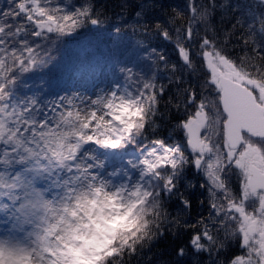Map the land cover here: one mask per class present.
Segmentation results:
<instances>
[{"label":"snow or ice","instance_id":"6c2138e0","mask_svg":"<svg viewBox=\"0 0 264 264\" xmlns=\"http://www.w3.org/2000/svg\"><path fill=\"white\" fill-rule=\"evenodd\" d=\"M258 3L264 5V0ZM229 6L230 0H187L185 8L166 10L170 28L157 24L142 29L159 31L174 41L185 71L199 80L198 87H180L185 81L178 65L161 53L159 60L164 64L158 67L175 73L170 75V82L178 85L175 98L170 95L161 101L166 85L154 79L141 81L131 69L121 68L136 84L135 92L117 89L102 98L82 100L76 81L108 77L119 67L117 58L98 59L95 45L80 31L107 22L97 0H82L73 11L52 7L47 0H0V147L4 149L0 152V201L11 202L0 204V211L17 206L16 212L30 222L39 201L43 200L44 208V214L36 217L41 229L39 246L0 241V257L6 262L27 258L30 264H64L60 253L67 251L72 201L95 199L100 193L118 199L124 208L143 203L138 206L137 229L133 234H118L98 264H128L162 231L182 227L198 229L188 241L193 264H199L197 254L203 253L208 256L204 264H264V128L260 127L264 44L258 43L254 31L264 29V12L259 24L247 28L243 16L238 17L221 38L212 18L217 9ZM238 29H243L239 35ZM234 36L246 49L238 55L232 54L237 45L229 47ZM73 44L79 58L71 84L63 79L44 82L36 89L40 95L35 103L11 104L20 73L54 64ZM241 92L255 100L253 119L241 122L238 138L228 141L225 124L236 115L231 99ZM161 103L185 113L170 127L180 139L168 144L157 136L145 144L146 129L159 127L155 117L162 115ZM188 164L208 181L204 187L210 215L195 226L185 225L181 215L173 217L167 208V199L177 194ZM73 177L83 182L86 193L78 194L81 188L72 185ZM65 182L64 202L45 200L46 187H38ZM53 189L59 188L47 192ZM180 196L190 208L191 201L183 193ZM233 244L235 251L225 256ZM188 251L178 248L177 255Z\"/></svg>","mask_w":264,"mask_h":264},{"label":"trees","instance_id":"16d2710c","mask_svg":"<svg viewBox=\"0 0 264 264\" xmlns=\"http://www.w3.org/2000/svg\"><path fill=\"white\" fill-rule=\"evenodd\" d=\"M52 7L60 6L65 10L73 11L80 7L82 0H47ZM187 0H97L98 9L106 13L107 22L98 26H89L81 29V33L90 39L96 48L98 59L117 58L119 64L123 61H129L139 52L147 55V60L143 65L148 68L150 59L155 61L154 69L161 70L167 74L162 66L164 61L159 60L162 53L167 57L169 63L178 65V74H180L185 84L179 85L184 87L187 85L199 86V80L190 72H186V65L180 60L174 41L166 39L159 31L143 32L145 26L154 28L155 25L161 24L170 28L166 10L173 7L185 8ZM7 6V5H6ZM264 12V5H260L258 0H230V6L225 9H217L212 18L216 26L218 36L224 35L225 31L230 29L236 22L238 17L243 16L245 20L244 27L260 21V13ZM139 13V15H138ZM243 29L237 30V35ZM258 43L264 44V29H254ZM55 44V41H53ZM241 42L234 36L229 47L232 48V54L238 55L246 49L240 47ZM79 50L75 44L67 47L61 54L59 59L52 65L45 66L43 69L37 68L26 73H20L18 83L12 91V105H22L27 101L36 102L39 93L36 89L44 82L49 84L63 79L65 83H72V72L78 63ZM170 72V71H169ZM171 73V72H170ZM175 73H171L174 75ZM157 82L166 85L165 93L160 98L166 101L171 95L175 98V89L178 85L170 82V76H158ZM160 112L155 119L159 122V127L155 131L146 129L148 140L155 139L160 136L166 143L172 144L180 139V136L173 135L170 131L171 125L179 119H182L185 113L176 111L171 105L161 103ZM4 149L0 147V152ZM181 178V184L177 195L167 199L168 211L173 217L181 215L185 225H197L201 218L210 215L209 194L200 191V187L205 184L201 183L198 176L192 175L191 172L185 171ZM183 193L188 200L191 201V207L186 208L180 196ZM139 221L136 217L131 222V228L122 234H133L137 229ZM198 230L196 227H182L177 231H162V234L153 239L141 252L130 258L128 264H193L195 256L191 245L188 241L191 233ZM84 245L81 247V249ZM188 248L189 251L185 256H178V248ZM80 249V252H81ZM236 249L233 244L232 248L225 253V256L232 254ZM81 254V253H80ZM201 257L199 264H204L208 260L206 253L197 254Z\"/></svg>","mask_w":264,"mask_h":264},{"label":"rangeland","instance_id":"374dc122","mask_svg":"<svg viewBox=\"0 0 264 264\" xmlns=\"http://www.w3.org/2000/svg\"><path fill=\"white\" fill-rule=\"evenodd\" d=\"M146 60L147 55L139 52L131 60L121 62L114 73L108 77L76 81V86L84 94L82 100L95 97L102 98L117 89L121 93H125L126 91L135 92L136 84L127 79L126 72L120 71L121 68L131 69L134 75L139 77L141 81L149 79L156 81L158 76H166L169 78L171 75L169 71H167V74H164L162 70L160 72L158 69H154L155 61L153 59H150V65L146 68L143 65ZM92 106L89 104V107ZM181 146L184 147L183 144ZM185 151L187 152L186 147ZM189 165L185 166L184 173L188 170ZM190 166H193V164ZM198 176L203 179V184H208L207 177L202 171ZM6 178L7 173H5ZM22 180L23 177L21 176ZM181 182L180 179L178 189ZM71 183L74 186H80L81 189L77 190L78 194H83L88 191V189L83 188V182L76 177L72 178ZM38 187H46L43 190L45 191L43 197L48 201L55 199L58 202H64V198L67 196V182L62 185L52 184L48 186L45 183V185H38ZM52 188L59 189H53L52 192H47ZM200 191L202 193H208L206 187H200ZM10 203L7 199L0 201V204ZM142 203V201H138L131 207L124 208L118 199L111 195L100 193H97V198L95 199L90 198L84 202L72 201L74 207L71 209V219L68 222V228L66 230V240L68 242L65 243V248L67 251H61L60 253L61 257L64 258V264H98L101 257L109 254L111 251L109 246L116 236L132 227L131 222L137 217L138 206ZM16 207L12 206L7 211H0V241L11 242L12 244H18L21 247L27 248L38 247L40 244L38 234L41 229L38 227L40 221L36 217L44 214L43 200L37 203L34 209L36 216L30 217V222H25V217L16 212ZM57 238L60 239V237ZM83 245L84 247L81 249ZM0 264H30V261L27 258H16L10 262H6L0 257Z\"/></svg>","mask_w":264,"mask_h":264},{"label":"water","instance_id":"95a60500","mask_svg":"<svg viewBox=\"0 0 264 264\" xmlns=\"http://www.w3.org/2000/svg\"><path fill=\"white\" fill-rule=\"evenodd\" d=\"M222 99L225 98L222 97ZM254 103V98H249V96L245 95L243 92L232 97L231 104L236 109V115L234 118L230 117L229 121L225 124V133L228 141H233L238 138L239 127L244 126L241 122L253 119L252 105ZM225 110L227 111L229 109L226 107ZM260 127L264 128V120L260 121Z\"/></svg>","mask_w":264,"mask_h":264},{"label":"flooded vegetation","instance_id":"af4514ba","mask_svg":"<svg viewBox=\"0 0 264 264\" xmlns=\"http://www.w3.org/2000/svg\"><path fill=\"white\" fill-rule=\"evenodd\" d=\"M215 130H218V124L217 125H215L214 126V131ZM226 134V133H225ZM215 137H213V139H214ZM191 165V164H190ZM189 165V168H188V170L187 171H189V172H191V174L192 175H195V176H198V174H200V170L198 171L196 168H195V166L193 165V166H190ZM184 173V172H183ZM198 179H199V181L201 182V183H204L203 182V179H201L199 176H198Z\"/></svg>","mask_w":264,"mask_h":264}]
</instances>
